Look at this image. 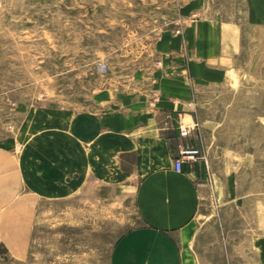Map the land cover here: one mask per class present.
I'll return each mask as SVG.
<instances>
[{"label": "rangeland", "instance_id": "374dc122", "mask_svg": "<svg viewBox=\"0 0 264 264\" xmlns=\"http://www.w3.org/2000/svg\"><path fill=\"white\" fill-rule=\"evenodd\" d=\"M183 1L0 0V147L19 139L29 114L83 109L98 90L122 87L149 66L158 33ZM221 1L243 23L241 0ZM247 31L241 82L232 76L233 84L197 94L205 178L197 181L188 264H259L264 69L253 65L264 57V31ZM232 171L236 196L226 179ZM19 194L0 192V264H111L115 243L141 224L132 197L94 183L71 196L37 199L20 226L6 219L22 218L12 211Z\"/></svg>", "mask_w": 264, "mask_h": 264}, {"label": "crops", "instance_id": "0c3cea01", "mask_svg": "<svg viewBox=\"0 0 264 264\" xmlns=\"http://www.w3.org/2000/svg\"><path fill=\"white\" fill-rule=\"evenodd\" d=\"M241 2L243 23L221 0H184L175 21L156 37L154 60L122 87L98 90L80 110L29 114L19 139L0 147L1 195L20 193L12 211L23 215L7 221L26 225L24 215L37 199L104 185L132 197L141 219L115 243L111 264H188L191 221L201 197L197 181L205 172L200 155H184L181 171L174 160L183 149L203 148L198 92L233 84L234 78L241 82L247 29L264 31V0ZM253 66L264 69V57ZM226 179L239 195L237 174ZM255 249L264 264V223Z\"/></svg>", "mask_w": 264, "mask_h": 264}, {"label": "built area", "instance_id": "2783aa9c", "mask_svg": "<svg viewBox=\"0 0 264 264\" xmlns=\"http://www.w3.org/2000/svg\"><path fill=\"white\" fill-rule=\"evenodd\" d=\"M181 135H187L188 134V129L187 128H182L180 130ZM184 155H189V158H194L199 156V151L198 149H183L180 151V156H178L174 160V169L176 171H181L182 170V159Z\"/></svg>", "mask_w": 264, "mask_h": 264}]
</instances>
